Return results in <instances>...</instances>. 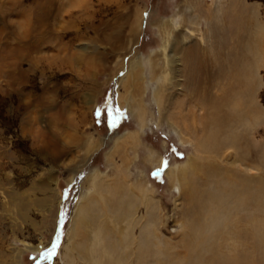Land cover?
<instances>
[{"label": "rangeland", "instance_id": "obj_1", "mask_svg": "<svg viewBox=\"0 0 264 264\" xmlns=\"http://www.w3.org/2000/svg\"><path fill=\"white\" fill-rule=\"evenodd\" d=\"M186 2L0 0V264L71 261L67 256L73 244L68 235L78 198L89 189L87 179L94 170L115 176L106 165V154L120 135L130 131L139 133V147H121L114 165L128 162L131 180L149 184L165 221L162 235L174 247L172 252L184 253L179 227L183 206L176 205L184 201L166 171L188 162L194 147L181 145L168 127L169 118L176 119L175 106L159 118L149 68L146 85L142 92L136 91L138 101L148 108L144 132L127 108H120L119 98L126 95L121 80L135 60L151 58L158 62L157 70L161 68L159 27L179 10L190 16ZM197 4L195 16L201 18L202 34L207 31L203 15L211 5L219 22L227 16L228 27L240 16L256 17L264 25V0H198ZM222 31L217 48L227 51L236 30L227 37ZM260 75L263 85L257 100L262 122L247 138L252 150L257 145L258 151L262 144L264 154V66ZM148 148L163 161L160 168L144 164ZM248 163L254 165V158ZM252 169L246 174L258 176ZM137 213L143 218L144 207ZM18 253L19 261L14 258ZM73 254L79 258L76 251Z\"/></svg>", "mask_w": 264, "mask_h": 264}, {"label": "bare ground", "instance_id": "obj_2", "mask_svg": "<svg viewBox=\"0 0 264 264\" xmlns=\"http://www.w3.org/2000/svg\"><path fill=\"white\" fill-rule=\"evenodd\" d=\"M197 1L186 2L190 16L179 10L159 27L161 68L157 70L158 62L151 58L135 60L121 80L126 95L119 98L120 108H127L144 132L148 108L138 101L136 91L147 82L149 68L159 118L175 106L176 119L169 118L168 127L181 145L194 147L188 162L166 171L184 201L176 204L183 206L179 227L184 253L172 252L174 247L162 235L165 221L149 184L131 180L128 162L114 165L121 147L139 144V133L130 131L106 154V165L115 176L101 170L88 176L90 187L78 198L71 220L68 236L73 248L67 264H80L81 259L87 264H264V154L262 144L252 150L247 138L262 122L257 96L263 85L264 25L256 17L240 16L230 19L233 25L228 27L227 16L220 23L211 5L203 15L207 31L202 34L201 18L195 16ZM222 28L226 37L236 30L227 51L217 48ZM252 157L254 165L248 163ZM143 161L156 168L163 162L149 148ZM250 168L258 170V176L246 174ZM140 206L143 218L137 215ZM20 255L14 258L19 261Z\"/></svg>", "mask_w": 264, "mask_h": 264}, {"label": "snow or ice", "instance_id": "obj_3", "mask_svg": "<svg viewBox=\"0 0 264 264\" xmlns=\"http://www.w3.org/2000/svg\"><path fill=\"white\" fill-rule=\"evenodd\" d=\"M53 251H55V246L53 247Z\"/></svg>", "mask_w": 264, "mask_h": 264}]
</instances>
